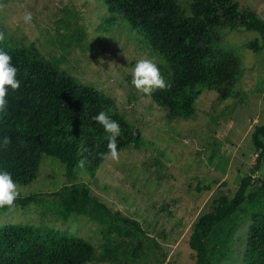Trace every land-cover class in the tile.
<instances>
[{
	"label": "rangeland",
	"instance_id": "obj_1",
	"mask_svg": "<svg viewBox=\"0 0 264 264\" xmlns=\"http://www.w3.org/2000/svg\"><path fill=\"white\" fill-rule=\"evenodd\" d=\"M236 1L264 21V0ZM0 6L7 42L33 45L79 85L110 99L113 112L144 140L140 148L119 150L118 163L105 158L94 173L44 156L33 179L18 185L15 205L0 208V226H46L80 236L93 249L88 264H194L190 229L219 192L232 198L248 174L264 182V155L254 169L251 141L264 123V34L219 30L215 48L224 85L201 90L184 116L156 102L163 90L147 95L132 85L138 60L161 68L163 58L127 22L108 21L113 16L102 0H0ZM261 181L206 239L207 264H244L253 216H264ZM83 188L105 207L81 211L62 204L63 195Z\"/></svg>",
	"mask_w": 264,
	"mask_h": 264
},
{
	"label": "trees",
	"instance_id": "obj_2",
	"mask_svg": "<svg viewBox=\"0 0 264 264\" xmlns=\"http://www.w3.org/2000/svg\"><path fill=\"white\" fill-rule=\"evenodd\" d=\"M112 14L108 21L124 20L141 39L163 58L160 68L169 87L154 96L173 114L188 116L203 89L220 91L225 72L215 44L219 30L244 28L264 34V21L236 0H102ZM181 2L189 6H181ZM18 69L20 89H9L7 110L0 113V170L18 185L33 179L44 156L57 157L67 165L85 160L94 173L106 158L107 136L93 117L106 112L121 126L117 150L140 148L144 140L131 125L113 112L107 97L91 86H81L56 65L46 61L33 45L0 42ZM264 123L256 125L251 141L257 151V168L264 155ZM23 142V143H22ZM261 181L245 175L232 198L219 192L211 209L193 223L188 245L195 251L194 264H207L206 239L215 226L234 214L248 187ZM211 183L204 185L211 189ZM264 189V182L261 181ZM62 204L76 210L104 208L88 188L70 191ZM93 249L82 237L46 226L6 224L0 226V264H88ZM244 264H264V216L255 214L246 242Z\"/></svg>",
	"mask_w": 264,
	"mask_h": 264
},
{
	"label": "clouds",
	"instance_id": "obj_3",
	"mask_svg": "<svg viewBox=\"0 0 264 264\" xmlns=\"http://www.w3.org/2000/svg\"><path fill=\"white\" fill-rule=\"evenodd\" d=\"M25 20H31L30 13L25 16ZM5 39V34L0 32V42ZM17 72L18 69L12 64V57L6 51L0 49V113L7 110L9 89L12 91L20 89L21 82L17 79ZM131 75V83L135 89L147 95H151L156 90H166L169 87L160 68L150 59L138 60L132 69ZM93 119L108 133V152L103 155L118 163L117 138L122 132L120 124L104 111L99 112ZM10 144V137L4 136L2 142H0V149L7 150ZM84 166L85 160L81 159L78 162V167L83 168ZM19 197L20 189L18 184L12 179L11 173L6 170H0V208L5 206L12 208Z\"/></svg>",
	"mask_w": 264,
	"mask_h": 264
}]
</instances>
